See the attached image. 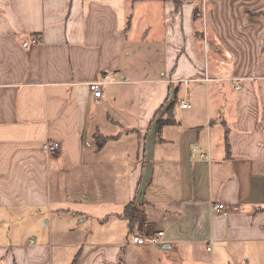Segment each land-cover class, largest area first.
<instances>
[{"label": "crops", "instance_id": "obj_1", "mask_svg": "<svg viewBox=\"0 0 264 264\" xmlns=\"http://www.w3.org/2000/svg\"><path fill=\"white\" fill-rule=\"evenodd\" d=\"M76 259L264 264V0H0V264Z\"/></svg>", "mask_w": 264, "mask_h": 264}, {"label": "built area", "instance_id": "obj_2", "mask_svg": "<svg viewBox=\"0 0 264 264\" xmlns=\"http://www.w3.org/2000/svg\"><path fill=\"white\" fill-rule=\"evenodd\" d=\"M34 41H37L34 39ZM117 82L114 81V78L111 74H106L104 75V77L102 79H100L99 81H93L90 82L88 85V95L89 98H93L95 100H100L102 99V97L104 96V90L105 87L109 84H116ZM182 108H187L189 107L188 103H186L185 101L182 102L181 104ZM44 151L48 154H52L57 152L61 146H59V143L57 142H47L44 145ZM224 210V205L222 204H218L216 206L213 207L212 211L214 212H220ZM165 236V233L162 231L156 232L154 234L151 235H139V236H134L132 238V243L134 245H161L163 244V238ZM33 244V242H32ZM213 240L210 241L209 247H208V251L209 252H213Z\"/></svg>", "mask_w": 264, "mask_h": 264}, {"label": "rangeland", "instance_id": "obj_3", "mask_svg": "<svg viewBox=\"0 0 264 264\" xmlns=\"http://www.w3.org/2000/svg\"><path fill=\"white\" fill-rule=\"evenodd\" d=\"M66 224V223H65ZM13 227L11 228V233L13 234L12 237L18 238L19 242L20 240L22 241H29L30 239H38L39 237L36 236V231L37 228H41V226H32L33 220L27 219L26 220H19V222H14ZM45 225V223H43ZM40 236V235H39ZM252 264H257L255 261L252 262Z\"/></svg>", "mask_w": 264, "mask_h": 264}, {"label": "trees", "instance_id": "obj_4", "mask_svg": "<svg viewBox=\"0 0 264 264\" xmlns=\"http://www.w3.org/2000/svg\"><path fill=\"white\" fill-rule=\"evenodd\" d=\"M136 212H137V210L134 207L133 203H130L126 206L125 216H126V218L129 219L130 225L132 227H134L136 224V218H135ZM76 262H77V259L74 261L73 264H76Z\"/></svg>", "mask_w": 264, "mask_h": 264}]
</instances>
